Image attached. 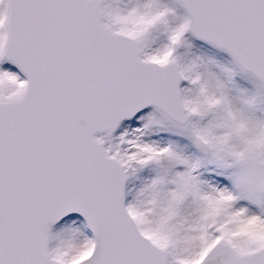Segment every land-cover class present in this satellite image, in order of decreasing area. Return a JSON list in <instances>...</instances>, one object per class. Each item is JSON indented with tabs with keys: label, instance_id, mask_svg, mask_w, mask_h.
I'll return each mask as SVG.
<instances>
[{
	"label": "snow or ice",
	"instance_id": "6c2138e0",
	"mask_svg": "<svg viewBox=\"0 0 264 264\" xmlns=\"http://www.w3.org/2000/svg\"><path fill=\"white\" fill-rule=\"evenodd\" d=\"M0 264H264V0H0Z\"/></svg>",
	"mask_w": 264,
	"mask_h": 264
}]
</instances>
